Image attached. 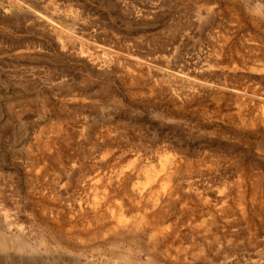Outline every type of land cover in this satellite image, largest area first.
<instances>
[{"label": "rangeland", "instance_id": "374dc122", "mask_svg": "<svg viewBox=\"0 0 264 264\" xmlns=\"http://www.w3.org/2000/svg\"><path fill=\"white\" fill-rule=\"evenodd\" d=\"M27 1L0 264H264V0Z\"/></svg>", "mask_w": 264, "mask_h": 264}, {"label": "crops", "instance_id": "0c3cea01", "mask_svg": "<svg viewBox=\"0 0 264 264\" xmlns=\"http://www.w3.org/2000/svg\"><path fill=\"white\" fill-rule=\"evenodd\" d=\"M37 0H34V3ZM68 1V0H67ZM27 0H0V29H3V26L7 25L4 23V21H8L10 17H17L19 14L18 12H10L12 6H24L25 3H27ZM31 2V0H30ZM54 3V1H53ZM56 3V1H55ZM67 3V2H65ZM68 6V4H66ZM52 21L57 22V19H54L51 17ZM2 22V23H1Z\"/></svg>", "mask_w": 264, "mask_h": 264}]
</instances>
